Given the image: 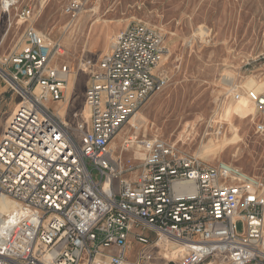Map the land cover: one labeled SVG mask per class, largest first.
<instances>
[{"label": "built area", "instance_id": "built-area-1", "mask_svg": "<svg viewBox=\"0 0 264 264\" xmlns=\"http://www.w3.org/2000/svg\"><path fill=\"white\" fill-rule=\"evenodd\" d=\"M16 5L0 0L4 12ZM82 9L70 0L64 14L75 19ZM20 44L0 57V78L19 99L0 139V202L13 204L0 209V264H132L125 250L151 245L149 234L156 246L182 247L179 264H264L262 180L161 139L124 142L142 158L113 156L112 140L166 85L156 73L166 53L157 30L133 22L113 37L84 93L87 124L74 128L52 111L67 100L69 68L53 64L62 45L31 24ZM246 100L264 138V93Z\"/></svg>", "mask_w": 264, "mask_h": 264}, {"label": "rangeland", "instance_id": "rangeland-1", "mask_svg": "<svg viewBox=\"0 0 264 264\" xmlns=\"http://www.w3.org/2000/svg\"><path fill=\"white\" fill-rule=\"evenodd\" d=\"M15 1L9 18L14 36L31 24L62 45L63 53L53 64L69 68L67 100L52 111L60 110L68 126L87 124L84 93L100 58L117 33L140 22L163 38L166 53L156 73L166 85L137 112V135L131 120L112 140L113 156L138 157L136 143L124 145L131 138L161 139L207 165L228 163L264 182V138L255 133L261 117L247 102L245 88L249 78L264 81V0H80L83 9L75 19L64 14L70 0ZM24 8L32 12L27 22L15 17ZM18 100L0 78V139ZM211 145L220 148L205 151ZM236 226L242 234V222ZM149 238L152 244L147 247L133 242L124 258L132 264L141 257H149L152 264H179V254L167 257L163 247L155 245V235Z\"/></svg>", "mask_w": 264, "mask_h": 264}, {"label": "bare ground", "instance_id": "bare-ground-1", "mask_svg": "<svg viewBox=\"0 0 264 264\" xmlns=\"http://www.w3.org/2000/svg\"><path fill=\"white\" fill-rule=\"evenodd\" d=\"M78 80V79H77ZM81 81V80H80ZM72 87H73V85H72ZM76 87V86H75ZM245 88H246V90H247V93L249 92V91H254V92H256V93H261V92H264V81L262 82V83H258L254 78H249L248 80H247V82L245 83ZM75 90V89H74ZM87 110V109H86ZM249 112V111H248ZM58 114H59V116H64L63 115V113H60V110H59V112H58ZM67 114V113H66ZM251 114H249V115H247V116H250ZM140 116V115H139ZM137 114L131 119L132 120V123H133V125H132V127L135 129V133H134V135H137V133H138V131H139V128H140V124H141V122H140V120L139 119H137ZM130 120V121H131ZM123 137V136H122ZM132 139L133 138H131V140L129 141L128 140V142H132ZM123 141H124V139H123ZM126 141V140H125ZM128 145V144H127ZM213 148V151H212V153H214V151H216V149L217 150H219V148H220V146L219 147H216L215 145L213 146V145H211V147H209L208 149H206L205 151H207V152H209L210 151V149H212ZM137 153H136V155L139 157V158H142L143 157V155H142V153L141 152H138V151H136ZM211 153V152H210ZM11 208H13V204L11 203V202H3V201H1L0 202V209L3 211V212H7L9 209H11ZM166 247V245H163V249H164V251H165V254L167 255V257H173V256H176V255H178V254H180V252H182L183 251V249H182V247L181 248H179V249H177V251L176 250H174V248L173 247H167V248H165Z\"/></svg>", "mask_w": 264, "mask_h": 264}, {"label": "crops", "instance_id": "crops-1", "mask_svg": "<svg viewBox=\"0 0 264 264\" xmlns=\"http://www.w3.org/2000/svg\"><path fill=\"white\" fill-rule=\"evenodd\" d=\"M12 11V10H10ZM4 12L0 9V28L2 29L1 35H0V57H5L9 53L13 52L14 50L18 49L20 47V40L22 37V34L25 30H22L21 35H13L14 29H12L13 25V19H9L11 16V12ZM18 14L16 12L15 17H18Z\"/></svg>", "mask_w": 264, "mask_h": 264}]
</instances>
